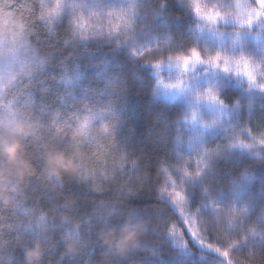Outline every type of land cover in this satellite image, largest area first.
Listing matches in <instances>:
<instances>
[{"label": "trees", "instance_id": "16d2710c", "mask_svg": "<svg viewBox=\"0 0 264 264\" xmlns=\"http://www.w3.org/2000/svg\"><path fill=\"white\" fill-rule=\"evenodd\" d=\"M140 2L144 8L138 18L142 23L139 33L149 41V47H145L150 50L147 55H138L128 47L129 40L121 42L122 38L115 35L87 40L72 37V13H61L54 20L51 31L44 22L37 21L36 31L29 40L41 65L30 76L20 77L11 86L12 91L20 93L17 104L39 113L42 120L48 123L56 114L66 118L73 112H82L83 105L93 108L96 113L105 111V123L109 126L116 124L118 147L129 158L126 167L132 168L133 159L138 162L133 169L134 174L142 176L138 191H121L127 176H118L111 183L103 185L104 191H95L85 183L69 179L67 173L63 174V183L50 191L47 188L55 186V177L50 178L46 167L36 162L38 149L34 148L29 158L26 155L17 158L16 149L21 151L22 144L19 139L7 135L0 136V155L8 156L3 151L6 144H14L15 147L9 149L11 159L6 160L0 168H7L13 177L20 179V184L14 189L2 177L0 184H8L7 194L11 196L15 191L16 198L30 213H48L50 220L52 217L57 221L65 218L74 225L82 223L84 232L91 226L93 238L100 231L115 230L119 233L130 218L133 223L146 221L149 230L144 236L145 245L127 252L117 264H224V260L227 264L229 259H244L247 255L244 252L231 253L228 258H223L213 250L202 247L188 234L187 229L181 232L183 217L178 206L167 194L159 191L166 179L161 169H171L178 184H182L189 212L186 218L199 209L197 218L206 228L203 234L212 242L224 246L222 252L229 249L226 239H218L215 217L220 213L213 209V204L222 207L246 204L248 212L244 217L245 222H256L264 227V147L253 138V135L259 138V134L264 132L263 98L256 90L249 101H240L242 87L223 88L218 93L223 107L218 105L216 111L222 115L223 123L204 134L199 143L194 142L196 139L189 137L184 126L187 113L185 104L156 95L154 69L148 61L186 52L192 47L201 50V38L194 26L195 18L179 0ZM258 31L264 34V25H260ZM161 37L163 44L153 48L152 42ZM250 107L254 111L252 117L248 110ZM84 115L86 113H81V119ZM96 123H100L99 117ZM3 126L4 122L0 121V128ZM61 127L62 123L56 124L51 131L58 134ZM249 129L253 135L249 134ZM14 131L19 136L27 128L20 124ZM48 131L49 128L41 129L34 124L32 143L37 139L43 140ZM230 139H244L253 147L250 150L224 148ZM112 143L106 134L98 135L96 144L100 148ZM205 149L217 151L205 154L207 166L202 175L183 178L179 166L191 157L192 163L187 167L190 171L196 170V155H203ZM121 162L117 160L118 164ZM199 166L203 167V163ZM66 167L72 170L71 165ZM91 171L92 168H89ZM107 175H112L111 168ZM100 179L96 181L98 185ZM65 198L75 199L76 205L71 209L57 207ZM33 219L31 214L24 215L22 208L17 209L16 213L7 214L0 210V231L4 233L0 243L11 240L7 235L9 227L26 228ZM192 226L199 227V221ZM168 229L174 230L177 235L169 233ZM61 233H67L66 225L56 229L55 238H49L42 264H86L88 260L98 264L102 259L105 248L101 246H97L94 253L62 256L65 241L61 239ZM25 235L30 239L36 238L34 230ZM256 239L264 241V237L258 236ZM180 241H186V244ZM153 252L157 254L153 255ZM16 264H23V253L20 251ZM251 264H264V246L256 250Z\"/></svg>", "mask_w": 264, "mask_h": 264}, {"label": "snow or ice", "instance_id": "6c2138e0", "mask_svg": "<svg viewBox=\"0 0 264 264\" xmlns=\"http://www.w3.org/2000/svg\"><path fill=\"white\" fill-rule=\"evenodd\" d=\"M65 8L72 10V20L74 30L70 32L72 37L87 40L89 38L100 37L104 35L119 36L121 42H127L133 39L129 31L133 27L136 15L137 5L135 3L127 7L99 9H87L85 4H78L73 0H0V61H10L24 54V49L31 44L29 37L36 31L37 21H42L51 31L54 20L61 15ZM191 9L199 21L198 31H205L223 36L219 29L221 23H231L235 26L232 32V40L239 44L250 35L260 38L259 32L253 33V27L264 25V0H230L229 3L220 6L209 4L205 0H191ZM37 51V49H36ZM150 50H145L138 55L145 56ZM135 54V53H134ZM152 66L159 70L162 65L175 67L178 74L175 80L167 82L161 78L158 84L165 89L184 90L190 83V72H194L197 66L204 65L217 69L225 74H232L236 77L244 78L248 84V90L253 89L264 93V58H255L244 52L229 53L227 50H217L208 54H203L197 47H192L186 52L169 54L163 58L148 61ZM20 70L11 74L7 79L0 81V121L4 126L0 128V136H11L13 139H19L22 144V150L17 153V158L26 155L29 158L31 151L38 149L36 162L40 166H45L49 177H55L54 187L47 188L55 190L63 183V174L67 173L69 179L85 183L95 191H104L103 185L111 183L118 176H127L125 184L121 186V191L133 193L138 191L139 182L142 176L136 175L133 169L137 166V161L132 160V168L126 167L129 161L128 156L118 147L116 140V124L109 126L103 119L105 111L96 113L93 108L83 105L82 112H73L66 118L59 114L53 115L50 123L42 120L39 113L17 104L19 92L11 90L10 85L19 79L21 73L31 72L23 60L19 61ZM22 83V81H21ZM27 87V85H25ZM12 99L9 100L8 97ZM194 98L197 104L206 102L208 104L220 105L223 107V101L220 99L217 91L212 87H207L202 91L194 92ZM81 113H86L81 119ZM100 123L97 124V118ZM198 112L194 108L191 113V122L195 124ZM49 121V120H48ZM63 124L58 134H53L52 126ZM215 121L212 122L214 124ZM23 124L27 131L23 135L17 136L14 131L17 125ZM39 125L41 129L47 127L49 131L43 140L37 139L32 143L33 125ZM203 127H209L210 124L202 122ZM111 127V131H110ZM249 134L251 130L249 129ZM107 135L112 140V144L106 148H100L97 144L98 135ZM256 143L264 147V132L259 134V138L253 135ZM226 147H253L251 143L244 139H230ZM95 146V147H94ZM15 147L14 144H6L3 151ZM221 148L220 145L217 146ZM215 150L205 149L204 154H197V169L190 171L188 165H191V157L179 166L183 178L200 177L204 168L207 166L205 154L207 152H216ZM46 157V162H45ZM11 159V154L7 157L0 155V166L4 165L6 160ZM122 161L117 163V160ZM111 161V163H110ZM203 163V167L199 165ZM66 165H71L69 171ZM89 168L92 171L89 172ZM109 168L112 169V175H107ZM63 169V172L61 171ZM102 170V171H101ZM165 173V182L160 186L161 194H167L172 202L178 206V211L183 217V226L181 232L187 229L188 234L205 248L213 250L223 258H228L231 253L247 254L241 260H227V264H251L256 255V250L264 246V241H258V236L264 237V227L257 225L256 222L246 223L244 217L248 212V206L239 207L231 205L222 207L213 204V209L220 213L215 217L217 223L218 239L227 240L229 251L222 252V245L214 243L207 239L203 234L206 228L201 226L197 213L188 214L187 197L182 184H178L177 179L171 174V169H161ZM0 177L7 180L14 186V189L20 184L18 177H13L12 173L5 167L0 168ZM102 177V179H100ZM100 179V184L96 183ZM171 188V191H169ZM0 191L7 193L8 184H0ZM16 192L14 191V194ZM0 197V210L5 214L8 212L16 213L17 209H23L24 215L31 214L34 219L28 222L26 228L18 229L9 227L7 235L11 240L0 243V264H16L18 251L23 253V264H42L46 253L49 238H55V231L58 227L67 226V233H61V239L65 241L62 256H75L76 254L94 253L97 246L104 247L102 259L98 264H117V261L127 252L143 247L145 245V233L149 230L146 221L133 223L130 218L127 226L117 233L115 230L96 232L93 238L91 226L87 232H84L81 224H73L70 220L61 218L59 221L55 217L48 219V213L41 212L36 215L35 211L31 213L25 208L21 201L15 195ZM77 201L72 198H65L57 207L71 209ZM103 203V202H101ZM199 221V227H193V223ZM176 225V224H174ZM187 225V227H186ZM30 230L36 232V238L30 239L25 233ZM173 235L176 232L167 230ZM183 236V235H182ZM4 238V233L0 231V239ZM118 241V243H117ZM186 244V241H182ZM31 244V246H29ZM43 246V251L41 250ZM235 250V251H233ZM246 250V251H245ZM157 253L153 252V255ZM31 257V262L30 258ZM224 260V259H223ZM86 264H92L90 260ZM225 264V260H224Z\"/></svg>", "mask_w": 264, "mask_h": 264}, {"label": "rangeland", "instance_id": "374dc122", "mask_svg": "<svg viewBox=\"0 0 264 264\" xmlns=\"http://www.w3.org/2000/svg\"><path fill=\"white\" fill-rule=\"evenodd\" d=\"M181 5L186 8L192 16L195 18V28L201 38L202 48L201 52L203 54H208L210 52H214L217 50H227L230 54L234 51L244 52L249 56H253L255 58H264V34H260V38L257 39L256 36L250 35L244 40H242L239 44H235L232 40V32L235 30V26L231 23L224 24L221 23L219 25V29L223 36H219L216 34L209 33L205 31L201 33L198 31V26L202 24L201 21L195 16L191 9V0H179ZM69 3L73 2V0H68ZM78 4H85L87 8L85 9H99L102 7L109 8H117V7H127L130 4L135 3L137 5L136 15L133 22V27L129 31V35L133 37V39L129 40L127 44L128 47L135 51L136 53H140L146 50L145 47H149V41L147 37L142 36L139 33V28L142 27V23L139 21V15L142 12L140 0H75ZM205 2L209 4H216L223 6L230 1L224 0H205ZM72 13L70 8H65L62 13ZM260 25H256L253 27V33L259 32ZM163 37L156 39L152 42L153 48L156 45L160 46L163 44ZM132 41V42H131ZM138 42V44L136 43ZM174 54V53H173ZM141 56V55H140ZM38 55L32 49L30 45H28L24 49V54L20 55L17 58H14L10 61H0V81L7 79L11 74L16 73L20 70V60H23L28 68L32 69L29 72L21 73L20 77L30 76L35 70L39 68L41 65L40 60L38 59ZM154 76L156 78V95L162 99H174L179 100L185 104L186 109V117L184 126H186L189 137L196 139L194 142L199 143L202 138H204V134H207L214 130L216 127L220 126L223 123L222 115L217 113L219 106L214 104H208L206 102L196 103L194 98V92L197 90L202 91L207 87L214 88L217 93H219L223 88L233 87L236 88L235 85H238L243 88L241 91L240 101L250 100L251 97L255 95V89L249 91L248 84L246 79L240 77H236L232 74H225L217 69H213L210 66L200 65L197 66L194 72H190L189 76L191 77L190 83L186 85L184 90H175V89H165L161 85L158 84V80L163 78L166 82L168 80H175L178 70L173 66L169 67L167 64L161 66L159 70L154 68ZM19 77V78H20ZM17 81V80H16ZM14 81L10 87L16 82ZM260 98L264 99V93L257 91ZM256 93V94H257ZM262 99V103L264 104V100ZM196 109L198 112L197 121L195 124L191 122V113L193 109ZM250 116L252 117L254 111L250 107L249 109ZM215 121L214 124L212 122ZM202 122H206L210 124L209 127H203ZM193 130V131H192ZM180 243H182L180 241Z\"/></svg>", "mask_w": 264, "mask_h": 264}, {"label": "clouds", "instance_id": "9594fccd", "mask_svg": "<svg viewBox=\"0 0 264 264\" xmlns=\"http://www.w3.org/2000/svg\"><path fill=\"white\" fill-rule=\"evenodd\" d=\"M9 149H11V148H9ZM9 149L5 150V154L6 155L11 154L10 151H9ZM16 151L19 152L20 149H16ZM7 195H8L7 193H5L3 191H0V197H6ZM117 243H118V241H117ZM29 259H30V262H31V258H29Z\"/></svg>", "mask_w": 264, "mask_h": 264}]
</instances>
